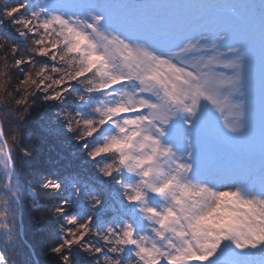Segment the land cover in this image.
<instances>
[{"label":"rangeland","instance_id":"rangeland-1","mask_svg":"<svg viewBox=\"0 0 264 264\" xmlns=\"http://www.w3.org/2000/svg\"><path fill=\"white\" fill-rule=\"evenodd\" d=\"M120 1L113 6V0H46L31 12L44 32L40 41L54 50L51 61L67 41L69 51L81 53L83 73L101 71L105 82L97 91L104 90L110 101L99 118L80 123L91 134L107 133L94 155L118 148L130 157L133 173L121 194L128 195L129 210L139 213L108 222L102 235L112 234L128 247L141 243L152 255L150 264H264V160L252 157L264 153V0L182 1L185 12L174 33L161 27L165 14L155 13L157 25L133 21L139 8ZM21 3L0 0V35L18 36L28 46L25 30L34 29ZM111 10L114 24L106 22ZM3 45L14 67L31 71L29 82L49 77L47 68L28 66L12 42ZM58 109L50 112L57 127L79 122L67 106ZM0 138L6 143L1 127ZM71 146L77 158L81 146ZM105 165L103 175L112 170ZM36 178L48 197H60L56 216L67 214L60 235H80L84 223L69 216L63 185L43 173ZM37 191L27 189L33 211L42 205ZM7 251L0 252L3 264H12L10 255L19 261L16 249Z\"/></svg>","mask_w":264,"mask_h":264},{"label":"trees","instance_id":"trees-1","mask_svg":"<svg viewBox=\"0 0 264 264\" xmlns=\"http://www.w3.org/2000/svg\"><path fill=\"white\" fill-rule=\"evenodd\" d=\"M16 1L22 2L20 7L31 18L34 31L25 30L28 46L18 36L8 40L6 36L1 39L0 35V127L6 138V143L0 138V199L4 205H0V241H5L0 244V252L4 249L10 252L13 248V254L16 249L19 261L12 255L7 258L12 264H26L20 261L22 256L31 261L30 264H128L131 260L133 264H150L152 255L143 249L141 243L128 247L126 242H118L112 234L101 233L109 228L108 222H123L126 215L133 219L139 213L131 214L128 204L130 199L125 193L121 194L122 189H125L123 182L131 180L130 175L133 173L128 166L129 155L124 149L118 148L110 155H105L109 151L104 156L94 155L97 147L104 146V135L107 133L99 131L91 134V128L86 132V127L80 124H87L86 117L89 116L99 118L106 107L105 102L110 101L104 90L97 91L105 82L99 79L101 71L95 68L93 72L83 73L80 69L83 57L80 52L73 54L69 51L67 41L58 45L56 60L51 61L54 50L42 44L40 34L44 32L33 23L34 18L31 17V12L37 9L36 3L46 0ZM113 1V6L121 2ZM128 1L134 5V10L139 8L135 10L133 21H142L155 13H168L167 20H171L176 13L184 11L180 6L182 0ZM116 9L119 12L121 10L119 7ZM4 42H12L28 66L47 68L49 77H43L35 84L29 82L31 71L14 67V60L4 49ZM59 56H63L62 61ZM7 66L11 69H7ZM95 85H99L97 89ZM63 106H67L79 119L78 123L72 125L65 123L70 131L65 127H57L50 119L51 111ZM42 111H46L47 116ZM54 114L58 116V111ZM48 125L59 129V132H55L54 128L45 131ZM71 145L81 146L75 150L77 158ZM105 164L111 165L112 170L103 175L101 171ZM125 164L129 172H126L128 167ZM39 173L63 185V198L71 204L69 216L84 223L80 235H60L58 227L59 224L66 226L64 222L61 223V219L67 214L60 211V216H56L60 197L51 199L44 188L37 187L36 182L39 181H36V176ZM132 176L135 177L134 174ZM30 186L35 191L38 188L42 196L39 210L31 209L27 192ZM102 193H105L106 198L98 201L97 195ZM46 200L54 205L50 206L51 203ZM142 215H145L144 209ZM145 220L139 221L144 227L148 226V220ZM8 226L10 233L5 234L4 229ZM40 237L41 242L38 244ZM0 264H3V259H0Z\"/></svg>","mask_w":264,"mask_h":264},{"label":"water","instance_id":"water-1","mask_svg":"<svg viewBox=\"0 0 264 264\" xmlns=\"http://www.w3.org/2000/svg\"><path fill=\"white\" fill-rule=\"evenodd\" d=\"M38 261V260H37Z\"/></svg>","mask_w":264,"mask_h":264}]
</instances>
